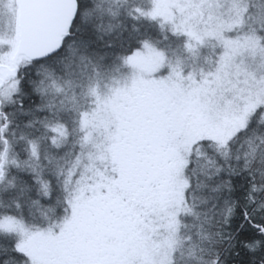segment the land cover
<instances>
[{
  "label": "snow or ice",
  "instance_id": "6c2138e0",
  "mask_svg": "<svg viewBox=\"0 0 264 264\" xmlns=\"http://www.w3.org/2000/svg\"><path fill=\"white\" fill-rule=\"evenodd\" d=\"M0 264H264V0H0Z\"/></svg>",
  "mask_w": 264,
  "mask_h": 264
}]
</instances>
